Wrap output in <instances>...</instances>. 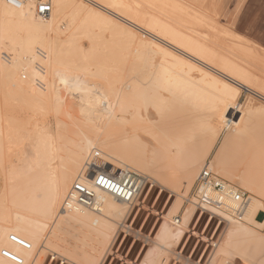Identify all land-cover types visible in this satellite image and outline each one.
Masks as SVG:
<instances>
[{
    "label": "bare ground",
    "instance_id": "1",
    "mask_svg": "<svg viewBox=\"0 0 264 264\" xmlns=\"http://www.w3.org/2000/svg\"><path fill=\"white\" fill-rule=\"evenodd\" d=\"M39 1L24 0L16 7L0 0V93L4 99L0 106V169L5 176L0 192V264H40L42 251L52 246L80 255L77 246L59 232L56 235L52 227L49 230L48 223L54 218L58 227H72L91 239L111 232L113 223L126 214L130 201L96 187L93 173H88L90 167L121 179L131 165L165 160L158 165L163 174L186 156L187 177L194 178L206 166L221 175L211 166H203L199 151L194 149L204 131V121L208 122L205 113L213 109L220 112L213 143L231 119L214 156L215 165H222L230 141L255 118L253 112L258 110L250 109L254 98L261 102L259 111L264 115V88L253 84L252 73L236 61L234 54L227 56L216 43H204V34L174 17L173 8L157 7L154 0H50L51 11L40 15ZM142 29L149 36L147 47L138 31ZM106 30L113 33L112 39H103ZM123 42L129 46L126 49L135 45L140 61L133 57V63L131 55L127 56L132 48L123 54ZM141 46L143 51H139ZM172 54H180L179 66L159 72L156 60ZM129 62L137 68L133 75L127 73L132 68ZM243 90L251 97L240 104ZM161 91L177 99L175 108L189 102L204 115L179 129L159 126L150 115L155 116L162 109L160 105L172 102ZM66 96L79 107V123L65 108ZM9 103L27 104L32 110L30 119L24 123L11 115L4 107ZM51 112L79 125L78 138L74 139L75 133L72 138L61 132L70 122L58 115L54 124L47 121ZM28 138L34 140L30 154L21 143ZM257 156V166L251 161H241L233 169L223 165L229 175L234 169L240 170L236 177L248 191L221 178L249 193L244 220L226 218L232 229L245 235L249 243L263 244L247 225L264 226V220L256 218L260 210L264 211V148ZM76 181L95 191L99 210L85 206L65 209ZM181 206L180 202L172 203L157 232L160 250L150 248L142 264H161L164 244L180 241L194 216L192 208L186 207L180 217H170ZM224 260V264H238L237 259ZM219 262L213 258L211 264H223Z\"/></svg>",
    "mask_w": 264,
    "mask_h": 264
},
{
    "label": "rangeland",
    "instance_id": "2",
    "mask_svg": "<svg viewBox=\"0 0 264 264\" xmlns=\"http://www.w3.org/2000/svg\"><path fill=\"white\" fill-rule=\"evenodd\" d=\"M145 1L149 2L151 0ZM154 1V5L157 7L173 8L175 11L173 13L174 17L187 27L203 33L204 43L210 46H215L214 44L216 43L220 47L219 49L227 56H233L234 54L236 61L252 73L253 84L264 88V0H174V5H171L170 0ZM142 30L138 31L139 33L141 32L142 36L144 35L143 46L147 47L149 36L146 33L147 31L144 32ZM103 33L105 35L103 39L113 35L112 32L110 34V30H106ZM141 35L140 37H142ZM122 44L124 46L125 43L123 42ZM143 46L138 47L139 51H143ZM126 47L129 46H124L123 54L126 55L127 50L132 48L133 53L130 50L128 52L130 54H127V56L131 55L129 57L130 60L136 58L138 52L135 45L128 49ZM172 55L156 60V69L159 72L167 73L179 66L180 54ZM136 60L140 61V58L138 59L137 57ZM132 68L135 69L129 71ZM132 68L128 72L126 70L125 73H132L131 75H133L134 72L135 74L137 68L133 65ZM161 94L168 101H174V104L171 102L170 105L168 102L164 107L160 105L158 107L162 109L157 114H154L157 116L150 115V120L156 122L159 126H171L179 129L190 123H195L200 118L199 116L204 115L202 109H197L189 102H183L181 107L175 108L177 99L173 98L172 94L167 91H161ZM239 97L238 102L244 104L251 95L243 90ZM65 99V108L73 114V120L75 119L79 123V107L74 105V99L69 96H66ZM254 100V104H250V109L258 110L253 112L255 118L252 119L249 127L235 135L230 141L227 159L222 165H215L213 160L231 119L225 124L218 138L213 143L215 126L220 121V112L214 109L207 111L205 116L208 122L204 121V131L200 133L201 139L194 146L195 151H199V158L204 163L203 166L208 165L220 171L225 176L219 174L221 177L246 191L248 190L237 178L240 175V170L234 169L229 175L223 169V165L233 169L239 166L241 161H251L256 164L257 153L264 148V115H262V111H259V108L262 107L261 102L257 98H254ZM3 101L4 99L0 93V106ZM7 106H10V103ZM7 106H4L6 110L10 111L11 115L19 117L18 119L22 122L26 123L30 119L32 110L27 104L15 103V106H10L16 109H9ZM232 109L231 107V112ZM12 110L16 111L12 112ZM194 114H198V116H194ZM56 116L70 122L63 127L61 132L65 136L74 138V133L76 134V131H79V125L74 124L69 118H65L63 114H54V112L47 116V121L54 124ZM145 120L148 122L146 117ZM128 133L130 131L125 134ZM76 138H78L77 134L74 139ZM28 139L22 140L21 143L30 154L29 150L31 152L33 150L30 146H32L34 140L32 138ZM7 158L10 159L9 157ZM185 159L186 156H183L175 163L173 169L168 171L165 169L163 174L158 171V165L160 163L163 165L165 160L159 163V161L153 159L152 164L148 161L147 164H142V166H129L127 170L140 172L144 176L146 175L149 180L143 186L135 204L130 205L122 219H117L113 223V229L106 236L102 235L98 239L87 238L81 232H75L76 230L72 227L70 230L58 227L54 218L52 220L54 222L48 223L50 225L49 230L52 227L51 231H54L58 236L57 232H59L64 240L71 243V245L77 246L79 252L82 253L80 255L74 251L69 253L65 249L52 246L50 249L47 248L42 251L40 264H142L150 248H154L156 251L160 250L161 241L157 238V232L166 215L171 212L170 207L173 202H180L182 206L178 213L170 214V217L172 215L173 217H180L186 207L192 208L194 216L180 241H168L161 248V264H211L213 258L216 262L220 261L219 263L224 264L226 257L237 259L236 262L238 264H240V261L243 264H264V243H249L245 239V235L232 229L229 219L220 220L217 216H209L208 212L199 221L197 220L199 211L192 202H187L186 199L191 196L198 174L203 167L200 168L194 178H189L184 170ZM1 171L0 169V192L4 187L5 181V176L2 173L3 171ZM263 216L261 214L258 219L264 220ZM247 225L256 239L264 240V226L254 223H247ZM47 229L43 232L46 233ZM215 240L218 244L212 246V242H216ZM221 248L223 251H220ZM71 250L73 249L71 248Z\"/></svg>",
    "mask_w": 264,
    "mask_h": 264
},
{
    "label": "built area",
    "instance_id": "3",
    "mask_svg": "<svg viewBox=\"0 0 264 264\" xmlns=\"http://www.w3.org/2000/svg\"><path fill=\"white\" fill-rule=\"evenodd\" d=\"M6 1L16 7H20L24 2V0ZM50 11V0H40L38 3L39 14L46 15ZM96 157L98 156L96 155ZM88 171V173H93V182L96 187L107 190L123 200L130 201V205L135 204L143 186L149 180L146 175L130 169L124 172V177L121 179L106 171L94 170L92 167ZM151 184L153 183L151 182ZM230 185L207 166L201 169L193 192L186 199L187 202H192L199 211L198 221L208 212L209 216H217L220 220L226 218L237 221L244 220L249 193ZM81 206L90 207L96 211L100 209V206L97 205L95 191L82 181H76L69 191L64 207L65 209H75ZM262 213L264 215V211ZM256 218H259L258 214ZM214 245L213 241L212 246Z\"/></svg>",
    "mask_w": 264,
    "mask_h": 264
},
{
    "label": "crops",
    "instance_id": "4",
    "mask_svg": "<svg viewBox=\"0 0 264 264\" xmlns=\"http://www.w3.org/2000/svg\"><path fill=\"white\" fill-rule=\"evenodd\" d=\"M262 211H263V210H260V211L258 212V216H260L261 214H263Z\"/></svg>",
    "mask_w": 264,
    "mask_h": 264
}]
</instances>
